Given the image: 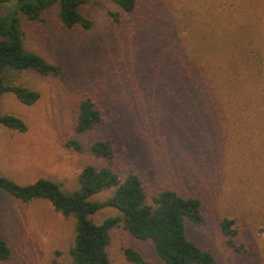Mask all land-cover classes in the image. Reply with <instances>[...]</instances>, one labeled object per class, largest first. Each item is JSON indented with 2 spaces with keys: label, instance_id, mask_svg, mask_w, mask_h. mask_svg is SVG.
I'll use <instances>...</instances> for the list:
<instances>
[{
  "label": "rangeland",
  "instance_id": "obj_1",
  "mask_svg": "<svg viewBox=\"0 0 264 264\" xmlns=\"http://www.w3.org/2000/svg\"><path fill=\"white\" fill-rule=\"evenodd\" d=\"M81 11L93 21L91 28L65 27L58 6L38 19L23 20L25 48L61 64L63 71L10 74V83L37 90L40 98L27 104L11 91L2 94L0 113L21 117L27 130L0 124V174L23 185L50 179L72 193L79 189L84 166L108 164L90 153L92 142L110 139L111 166L123 177L136 170L148 201L163 188L201 199L205 222L187 223V231L217 264H264V0H138L133 14L111 0H89ZM111 11L121 13V22ZM3 13L0 7V17ZM213 15L231 17V27L251 40V48L263 50L252 57L241 118L222 119L214 130L205 114L186 113L177 98L156 88L166 52L159 41L171 37L164 23L184 36L196 34L200 22ZM86 95L102 109L103 119L81 133L75 124L78 103ZM73 139L84 149L69 145ZM113 191L105 189L93 199L105 200ZM119 213L107 206L91 217L100 223ZM224 218L234 220V236L223 233ZM75 233V218L49 200L25 202L0 187V234L12 248L0 264H71ZM110 235L111 264H134L126 257L127 247L138 250L145 264H164L150 240L134 237L123 226L113 227Z\"/></svg>",
  "mask_w": 264,
  "mask_h": 264
},
{
  "label": "trees",
  "instance_id": "obj_2",
  "mask_svg": "<svg viewBox=\"0 0 264 264\" xmlns=\"http://www.w3.org/2000/svg\"><path fill=\"white\" fill-rule=\"evenodd\" d=\"M87 1L0 0V7L4 8L0 17V100L5 91L13 92L27 104L40 98L37 90L10 83L11 73L33 69L43 75L56 76L63 71L61 64L25 48L24 18L38 19L49 8L58 6L59 18L65 27L89 29L93 21L81 11ZM111 1L130 14L138 6V0ZM110 14L115 21L121 22L120 12L111 11ZM230 20L231 17L225 15H213L211 20L205 18L200 22L196 34L189 31L184 36L174 25L170 27L164 23L171 37L163 41L164 45L161 38L159 41L166 50L159 68L164 76L163 79L159 77V82L157 79L159 85H156L159 94L177 98V106L186 113L205 114L213 130L220 127L222 119L233 117L237 120L239 115L241 118L242 104L246 100L245 80L253 73L252 57L263 53L261 48H251V40L240 29H233L234 22L230 23ZM160 49L163 54L164 50ZM102 113L93 97L86 95L78 103L76 131L82 133L94 128L102 121ZM0 124L15 130H27L25 121L13 114L0 113ZM69 145L77 150L84 149L76 139ZM88 150L108 164L84 166L78 175L79 189L72 193L65 192L60 183L50 179L40 178L23 185L0 174V187L14 196L25 202L35 198L47 199L64 216L75 218L76 233L69 249L71 264H111L107 246L110 230L115 226H123L140 240H150L164 264H217L212 252L199 246L188 235L187 223L202 225L205 222L199 197L163 188L148 201L144 181L136 170L130 169L123 177L111 166L115 152L110 139H97ZM110 188L114 191L105 200L93 199L95 194ZM107 206L120 213L108 216L100 223L94 222L91 216ZM233 221L229 218L221 221L223 233L229 237L237 233ZM125 254L134 264L146 262L135 248H125ZM11 255V246L0 234V260H8ZM53 264L64 263L54 261Z\"/></svg>",
  "mask_w": 264,
  "mask_h": 264
}]
</instances>
